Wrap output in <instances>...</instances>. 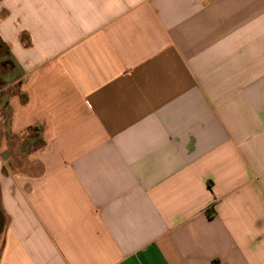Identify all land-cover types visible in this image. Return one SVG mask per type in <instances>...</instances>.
I'll return each instance as SVG.
<instances>
[{"label":"crops","instance_id":"1","mask_svg":"<svg viewBox=\"0 0 264 264\" xmlns=\"http://www.w3.org/2000/svg\"><path fill=\"white\" fill-rule=\"evenodd\" d=\"M0 42V264H264V0H0Z\"/></svg>","mask_w":264,"mask_h":264},{"label":"rangeland","instance_id":"2","mask_svg":"<svg viewBox=\"0 0 264 264\" xmlns=\"http://www.w3.org/2000/svg\"><path fill=\"white\" fill-rule=\"evenodd\" d=\"M13 93V89L6 91V93ZM8 111L5 102L0 103V149L5 148L3 153L10 157V167L14 169H27L29 164L25 159L28 154L26 153L25 145L21 142L19 137L11 136L8 130Z\"/></svg>","mask_w":264,"mask_h":264},{"label":"trees","instance_id":"3","mask_svg":"<svg viewBox=\"0 0 264 264\" xmlns=\"http://www.w3.org/2000/svg\"><path fill=\"white\" fill-rule=\"evenodd\" d=\"M3 44L0 42V87L3 84L4 76L9 73H13V62L11 59L4 60V57H8V51L3 50ZM9 58V57H8ZM2 98V94H0ZM209 214V211L207 212Z\"/></svg>","mask_w":264,"mask_h":264},{"label":"water","instance_id":"4","mask_svg":"<svg viewBox=\"0 0 264 264\" xmlns=\"http://www.w3.org/2000/svg\"><path fill=\"white\" fill-rule=\"evenodd\" d=\"M2 224H3V220H2L1 213H0V230H1V228H2Z\"/></svg>","mask_w":264,"mask_h":264}]
</instances>
